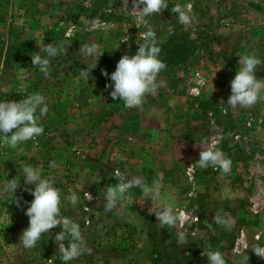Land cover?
<instances>
[{
    "label": "rangeland",
    "instance_id": "374dc122",
    "mask_svg": "<svg viewBox=\"0 0 264 264\" xmlns=\"http://www.w3.org/2000/svg\"><path fill=\"white\" fill-rule=\"evenodd\" d=\"M188 2L193 19L182 25L193 34L214 28L220 37L205 41L188 61L161 70L159 86L141 105L125 107L113 99L97 74L89 72V80L79 76L78 63L88 66L106 52H128L149 27L159 42L170 37L181 24L172 6ZM134 7L133 0H0V99L41 92L48 104L40 136L16 147L0 142V182L20 176L24 162L39 164L54 179L62 215L81 224L92 249L68 264H208L203 248L209 246L219 247L228 264H241V258L264 264L252 248L264 244V98L248 107L227 104L239 53L260 59L264 54V0H168L167 8L139 21L142 9ZM108 23L112 27L105 30ZM49 42L66 49L50 59L45 74L31 55ZM92 42L101 53L95 59L80 50ZM215 113L234 121L230 134H223ZM209 140L231 158L230 172L195 162L199 143ZM116 168L142 175L148 185L158 181L160 201L154 205L133 186L119 211L106 210L104 191L117 183ZM73 191L76 205L70 202ZM33 198L23 177L14 194L0 196V264H64L54 239L59 224L42 233L35 247L20 244ZM164 204L185 212L179 228L187 233L185 244L177 242L175 226L162 225L149 211Z\"/></svg>",
    "mask_w": 264,
    "mask_h": 264
},
{
    "label": "clouds",
    "instance_id": "9594fccd",
    "mask_svg": "<svg viewBox=\"0 0 264 264\" xmlns=\"http://www.w3.org/2000/svg\"><path fill=\"white\" fill-rule=\"evenodd\" d=\"M134 8H140L142 11L137 16L141 20L153 13H160L162 9L168 7V0H133ZM140 5H143L140 7ZM172 11L178 13L177 20L184 25L192 22V4L190 2L174 4ZM95 21H92L91 27H95ZM110 23L105 25V30L111 28ZM128 36L124 38L127 40ZM123 40V41H124ZM137 43L139 47L134 54H123L117 61L115 70L108 73L106 69L103 74L110 78V95L113 99L119 98L124 102L125 107H135L141 105L146 93L154 91L159 85L157 76L162 69L166 67L165 61L161 58V46L156 32L151 28L140 31ZM120 45V44H119ZM119 47V46H118ZM117 47V48H118ZM65 46L54 45L52 42L43 44L39 51L31 55V62L39 66V70L45 74L48 73L50 59L58 54V51H64ZM83 55L87 57H100L99 45L96 42L84 43L80 47ZM41 53H44L42 55ZM238 70L230 81L231 94L227 99V104L233 108L237 105L248 107L255 104L261 98H264V77H258L256 70L258 65L262 64L261 59L254 53L249 52L240 54ZM97 62L89 67L82 68L79 76L89 80V72L96 67ZM165 81H159L164 84ZM48 112L46 97L41 92H34L26 95L20 100L0 99V142L6 143L10 147L35 139L44 132V126L40 122L43 114ZM15 129V130H14ZM14 130V131H13ZM10 133V134H9ZM202 150L199 159L195 162L201 168H208L211 165L223 173L231 171L232 160L225 152L217 146L215 140L200 142ZM53 166H54V162ZM21 174L13 179L0 182V196L4 193L14 194L18 187L21 177L25 182V190L33 195L30 206L25 209L29 217V224L23 230L20 236L22 248H33L41 240L42 233H51L50 230L61 225V231L54 234V239L58 242L59 258L68 264L69 261L81 256L84 252H91L92 249L86 243L85 233L81 224L61 213V190L50 176L44 175L39 164L24 162L20 165ZM191 165L189 166V171ZM117 183L107 186L104 191V207L106 210L116 209L119 211L123 206V197L133 186H138L145 195L151 197L154 205L160 201L162 193L160 183L154 182L152 185L145 183L142 175H128L115 169ZM33 185L34 187H28ZM85 195L92 199V195L86 192ZM14 195L11 196L13 198ZM78 194L72 192L70 202L76 205ZM29 203V202H26ZM19 204V200H17ZM155 211L159 223L167 226H175L177 231V242L185 244L187 242L186 231L179 230L184 223L185 212L177 210L172 204H164L159 210ZM217 222L223 223L221 218ZM67 241V243H65ZM255 252L264 256V244L253 246ZM233 251H237L236 248ZM203 254L208 258V264H228L224 252L219 247L203 248ZM241 264L246 261L241 258Z\"/></svg>",
    "mask_w": 264,
    "mask_h": 264
},
{
    "label": "trees",
    "instance_id": "16d2710c",
    "mask_svg": "<svg viewBox=\"0 0 264 264\" xmlns=\"http://www.w3.org/2000/svg\"><path fill=\"white\" fill-rule=\"evenodd\" d=\"M237 23L241 22V19H238L236 21ZM220 37V34L217 33L214 28L211 30L209 29H198L195 31V34H193L190 29H186L182 24H179V27H177L174 30V33L165 39L164 41H160L161 46V58L165 61L166 67L162 69L163 71H167L169 68H173L179 63L188 61L197 51L199 46L203 44L205 41L210 40H218ZM264 43V40L262 41ZM139 47V44H133L131 48L128 50V52H123L122 50H119V52L116 51H109L104 53L98 60L96 67L92 69L91 73L97 74L98 79H101L105 83H109L110 78L106 77L103 74V70L106 69L108 73H111L115 70L117 60L120 59V57L125 54H134L137 48ZM264 48V45H263ZM117 53V54H116ZM112 54H116L118 59H115L112 57ZM261 61L262 64L258 65L256 70V75L258 77H264V54H261ZM79 66L82 68L89 67L91 65H94V63H91L90 65H84L81 63ZM80 72V70L78 71ZM214 116L216 117L215 122H218L220 124L224 125L223 134H230L234 127H236V124L234 121H232L228 114H222V113H215ZM227 116V117H226ZM226 117V118H224ZM63 262V261H61ZM24 264H44L43 261L39 262L38 260H35L33 262H24Z\"/></svg>",
    "mask_w": 264,
    "mask_h": 264
},
{
    "label": "crops",
    "instance_id": "0c3cea01",
    "mask_svg": "<svg viewBox=\"0 0 264 264\" xmlns=\"http://www.w3.org/2000/svg\"><path fill=\"white\" fill-rule=\"evenodd\" d=\"M217 100V99H216Z\"/></svg>",
    "mask_w": 264,
    "mask_h": 264
}]
</instances>
